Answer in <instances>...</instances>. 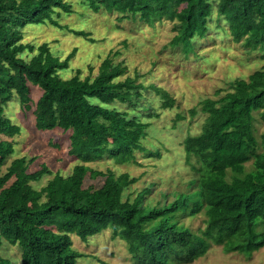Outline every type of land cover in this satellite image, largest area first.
Returning a JSON list of instances; mask_svg holds the SVG:
<instances>
[{
    "label": "trees",
    "instance_id": "obj_1",
    "mask_svg": "<svg viewBox=\"0 0 264 264\" xmlns=\"http://www.w3.org/2000/svg\"><path fill=\"white\" fill-rule=\"evenodd\" d=\"M83 5L94 13L118 14L119 20L138 17L152 27L173 22L169 45L185 53L193 51L194 39L207 36L216 13L234 43L264 52V0H83ZM73 13L66 0H0V135L11 140L21 135L6 110L18 98L23 116L33 111L32 86L41 94L33 112L36 130L68 134L66 154L42 163L38 155L13 158L15 143L0 139V248L4 242L19 246L21 264H78L83 254L72 236L86 242L107 229L127 243L133 264H191L213 246L245 256L264 248V133L260 141L254 133L256 114L264 123V68L236 79L221 98L201 103L202 129L182 142L186 165L196 174L195 192L169 204L145 205L150 188L134 198L125 195L139 178L90 165L138 164L137 154L149 151L143 144L148 119L159 117L145 92L160 96L162 110L173 109L176 99L127 76L128 68L112 56L94 77L63 78L77 48L61 59L48 43L24 42L26 27L47 24L90 38L61 24L62 14ZM141 111L148 112L145 119ZM54 142L50 145L62 150ZM68 160L72 170L66 174ZM87 178H102L103 184L86 188ZM203 210L204 226L196 231L181 222ZM0 264L13 263L0 255Z\"/></svg>",
    "mask_w": 264,
    "mask_h": 264
},
{
    "label": "rangeland",
    "instance_id": "obj_2",
    "mask_svg": "<svg viewBox=\"0 0 264 264\" xmlns=\"http://www.w3.org/2000/svg\"><path fill=\"white\" fill-rule=\"evenodd\" d=\"M66 1L73 5L74 13L62 14L61 24L76 31L84 30L90 33V38L78 37L68 30L62 31L49 24L28 26L23 30L25 43L35 46L48 43L52 52L61 59H65L77 48L70 68L62 72L63 78L76 74H80L81 78L94 77L99 73L102 62L112 56L116 64L122 63L128 68L127 76H138L140 83L145 86L154 84L176 99L173 109L162 110L160 96L152 89L145 92L149 105L159 117L148 119L150 127L143 144L149 151L148 155L137 154L138 164L116 165L104 161L90 166L104 172L111 168L116 174L128 173L131 177L139 178L125 195L134 198L138 192L150 188L151 193L146 195L145 205L169 204L181 194H193L196 189L191 181L196 174L186 165L182 142L189 134L196 135L202 129L206 116L201 112L200 105L205 99L224 96L231 90V83L236 79L247 78L253 72L263 69L264 52L259 49L249 50L241 43H234L225 25L217 23L216 13L210 20L207 36L194 39L193 51L185 53L181 46L169 45L175 36L173 22L162 21L152 27L138 17L119 20L120 16L115 13H94L83 5V0ZM91 39H94L93 42ZM117 51L120 55L114 57ZM25 57L28 59L30 55ZM40 95L38 88L32 86L33 111L28 112L27 116L21 114L18 98L9 103L6 115L21 126L22 133L12 140L3 135H0V139L15 143L16 153L13 158L38 155L40 162H52L58 159V153L66 154L63 145L68 134L41 133L35 128L33 112ZM192 111H196L194 116ZM146 113L141 111L140 115L145 119ZM254 128L255 136L260 141L264 123L258 114ZM54 141L61 143L62 150H56L50 145ZM44 148L45 151L49 149L50 153L45 154ZM9 164L10 161L1 169L3 173ZM251 167L252 163L247 164V169ZM63 168L64 173H71L70 160ZM102 184V178L94 181L87 178L85 187L99 188ZM205 218L203 210L196 216L188 214L181 222L196 231L204 226ZM72 237L74 248L83 254L78 264H133L127 243L120 237L114 238L110 229L103 230L86 242L75 235ZM0 255L10 259L13 264H21L19 246L4 242ZM191 264H264V248L251 256H245L226 254L222 246H213L204 257Z\"/></svg>",
    "mask_w": 264,
    "mask_h": 264
},
{
    "label": "crops",
    "instance_id": "obj_3",
    "mask_svg": "<svg viewBox=\"0 0 264 264\" xmlns=\"http://www.w3.org/2000/svg\"><path fill=\"white\" fill-rule=\"evenodd\" d=\"M44 151H45V148H44ZM47 151H49V149ZM38 161L40 162V160H38ZM42 162H49V161H42ZM42 162H40V163H42ZM42 185H44V184H42Z\"/></svg>",
    "mask_w": 264,
    "mask_h": 264
}]
</instances>
